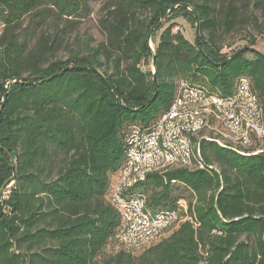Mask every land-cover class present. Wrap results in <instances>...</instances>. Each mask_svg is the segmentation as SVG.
Listing matches in <instances>:
<instances>
[{"label":"trees","instance_id":"obj_1","mask_svg":"<svg viewBox=\"0 0 264 264\" xmlns=\"http://www.w3.org/2000/svg\"><path fill=\"white\" fill-rule=\"evenodd\" d=\"M97 2L105 40L56 58L60 24L92 16ZM181 11L197 22L198 47L174 30ZM0 24V190L13 182L0 264H264V149L240 155L207 140L197 143L203 168L148 173L130 189L157 211L182 199L192 221L137 255L104 253L112 239L121 246L107 194L127 139L170 109L180 83L226 95L245 76L264 108V54L244 49L264 34V0H0ZM247 27V46L223 53L218 39ZM153 54L156 83L141 66Z\"/></svg>","mask_w":264,"mask_h":264},{"label":"bare ground","instance_id":"obj_2","mask_svg":"<svg viewBox=\"0 0 264 264\" xmlns=\"http://www.w3.org/2000/svg\"><path fill=\"white\" fill-rule=\"evenodd\" d=\"M242 84L244 91L251 99H253V103H255L254 116L260 120V129L264 130V108L261 102H259L256 92L247 77H239L232 89L233 91L226 95L215 90H210L202 85H193L183 81L179 85L177 95L170 104V109L160 115L155 124L144 128V130L140 128L132 130L127 139V143L125 142L127 144L125 159H131L134 157V149L131 148L133 145V139H135L136 145L139 146H144L146 143H149V139L153 135V128L157 126L160 122L159 120H162V128L164 129L154 132L155 136L152 138V143H149V149L154 157H169V159L151 161V173L156 172L160 174L167 170H173V168H180L181 155H183V161L187 169L198 170V168H203L204 165H201L197 143L204 137V140L215 142L219 146L225 147V149L231 148L237 151L240 155H256V153L261 152L262 149H244L253 148L255 145L254 139L245 138V131L246 137H253V130L245 129V131H237L231 126V123L226 124V118L225 116H222V109H217V105L212 101V98L216 101H226L230 100L232 97H239L236 98V102L229 104V115H233V117L236 118L239 129L248 128V118L243 117V112H241V110L245 109V116H252V109H247L246 96H240L242 92ZM186 91L199 93L198 96H195V105H197V107L191 104L190 101H184L181 103L185 98ZM179 103H181L182 106V116H199L200 120H208L207 116L208 118L217 117L209 119V123L207 121H199L192 125V127L185 133V144H183L182 141H175V143L172 141L173 134L170 127V120L166 118L168 113L171 112L175 106H179ZM134 133L139 134L134 135ZM263 137L264 134H262V139ZM120 170H122V168ZM145 176L140 177V173L136 166L128 167L126 169V174L119 175L118 192H120V199L122 201V203L119 204L120 211H130L129 204L136 202L137 210L142 214L143 219L146 221L170 215L169 221L160 224L158 233H156V240L159 241L167 229L176 226L177 223L186 219V217H180V214L175 213L180 212V205H177L175 208L161 209L158 211L153 210L148 204L146 205L147 201L144 195L136 193V191H130L135 184L143 181ZM110 202L112 204V201ZM182 203L184 204L183 215L185 216L186 203H184L183 200ZM119 206H115L118 212ZM148 232L149 223L138 226L137 233L138 235H141L139 236L138 241L124 243L123 247L127 248L128 251H134L137 248L140 250H143L146 247L148 248L150 240V233ZM118 241L121 244V239H118Z\"/></svg>","mask_w":264,"mask_h":264},{"label":"built area","instance_id":"obj_3","mask_svg":"<svg viewBox=\"0 0 264 264\" xmlns=\"http://www.w3.org/2000/svg\"><path fill=\"white\" fill-rule=\"evenodd\" d=\"M241 89L242 92L240 96H246L247 109H252V116H245V109L241 110V112H243V117L248 118V128L239 129L237 126L236 118H234L233 115H229V104L236 102V98L239 97H232L230 100H226V101H216L214 100V98H212V101H214L215 104L217 105V109H222V116H225L226 124L231 123V126L235 128V130L237 131H241V130L245 131V129L253 130V137H246V131H245V138L254 139L255 146L253 148H244L245 150L264 149V144H263L264 142L262 141V134H264V130L260 129V120L255 118L254 116L255 103H253V99H251L250 96L244 91L243 84ZM198 95L199 93L197 92L186 91L185 98L184 100L181 101V103L184 101H190L191 104L195 105V96ZM181 103H179V106H175L173 110L168 113V116H166V118L170 120V127L173 134L172 141H174V143L175 141H182V143L185 144V133L188 131L189 128L192 127V125H194L196 122L199 121H207L209 123V119H213L217 117L208 118L207 116L208 120H200L199 116H189V115L182 116ZM195 106L197 107V105ZM159 121L160 122L157 124V126L153 128V135L150 137L149 143H152V138L153 136H155L154 132H158L160 131V129H164L162 128V120ZM135 134H139V133H134V135ZM204 138L200 139V142L203 141ZM149 143H146V145L144 146H139L136 145L135 139H133V145L131 146V148L134 149V157H132L131 159H125V163H124L125 165L122 167V170H119L118 173L112 177V181L107 194V199L108 201H112V206H119V204L122 203L120 199V192H118V179H119L118 177L120 174H126V169L128 167L136 166L140 173V177H143L146 174L151 173V163H150L151 161H157L159 159H169V157H161V156L154 157L149 149ZM180 161H181L180 168L187 170L183 161V155H181ZM200 161H201V165H206L205 160H203L201 148H200ZM129 205H130V211H120V206H119L120 225L117 229L115 238L121 239V246H119L120 249H124L123 247L124 243L138 241L139 236H141L138 235L137 233L138 226L148 223H149L148 233H150V240L148 246L153 245V243H157L158 240H156V233H158L159 226L162 223L168 222L170 219L169 217L170 215L161 216L154 220L146 221L145 219H143L142 214L137 210L136 202ZM175 205H180V212H175V213L180 214V217H185L183 215L184 204L182 203V199L177 200ZM189 220L192 221L190 217L189 218L186 217V221ZM136 251H139V248H137Z\"/></svg>","mask_w":264,"mask_h":264},{"label":"rangeland","instance_id":"obj_4","mask_svg":"<svg viewBox=\"0 0 264 264\" xmlns=\"http://www.w3.org/2000/svg\"><path fill=\"white\" fill-rule=\"evenodd\" d=\"M100 6H101L100 2H97L93 5L92 7L93 15L92 16L82 18L79 20L73 19L74 22L71 25H69V23L66 21L60 24V26L65 25L64 30L66 31L67 40H65L61 49L58 52H56L55 54L56 58L58 57L61 59H65L73 51H78L80 53L85 54V52H88L91 47H93L94 45L96 46L98 42L105 40L98 26H96V19L98 15L97 11H99ZM181 13L184 14L186 19L182 16L181 17L175 16L174 18L171 19V22L175 24L174 30L175 31L180 30L182 34L189 41L194 42L195 41V25L192 22V18L189 15H185V11H181ZM171 17L173 16H170V18ZM167 19H169V17L163 18L162 20V23H164L163 27L167 25V23H165ZM49 25H50V22H49ZM1 27L2 26L0 24V30H1ZM162 28L156 30L149 39V46H150L151 51L154 50L155 43L157 42L159 38L158 35L161 32ZM254 33L255 31L252 28L247 27L241 31L230 33L226 35L225 37H223L222 39L219 38L218 42L224 48L222 52L231 53L233 51L238 50L239 47L247 46V41L249 39V36ZM251 47L255 49L256 51L264 54V34L261 36H258L255 44L252 45ZM247 56L251 57L252 55L248 53ZM141 66L143 70L145 71H152L153 67L151 65V58L145 59L142 62ZM12 185H13V182L11 181V182H8V184L4 187L3 194L0 199L2 204L7 201ZM182 194L185 195V197H188L187 199L184 198L186 201L190 199L188 195L189 193L182 192ZM2 211L4 212L8 211L6 208V205L4 206V204H3V208L0 210V213ZM169 230L170 228L167 229L164 234L168 236L170 234ZM118 250H120V248L117 246L116 240L112 239L111 241H109V244L105 247L104 253H106L108 256V255L116 253ZM135 251L136 249L134 250V252ZM139 252L140 251H136L135 254L137 255Z\"/></svg>","mask_w":264,"mask_h":264},{"label":"water","instance_id":"obj_5","mask_svg":"<svg viewBox=\"0 0 264 264\" xmlns=\"http://www.w3.org/2000/svg\"><path fill=\"white\" fill-rule=\"evenodd\" d=\"M195 22H196V20H195ZM196 34H197V22L195 23V45L198 47V38H197V36H196ZM148 46H149V43H148ZM150 47V46H149ZM244 49H253L252 47L251 48H244ZM151 65H152V67H153V70L151 71V74H152V79H153V81H154V83H156V79H155V72H156V65H155V54H153V56H152V58H151ZM97 74L100 76L101 75V73H99V72H97ZM6 87V86H5ZM155 94H154V96L156 95V92H154ZM3 104V101H1L0 102V106ZM6 156L8 157V155H7V153H6ZM13 167H11L10 169H12ZM14 179V174H13V176H12V180ZM6 185H4L2 188H1V190H0V192H1V195L3 194V190H4V187H5Z\"/></svg>","mask_w":264,"mask_h":264}]
</instances>
